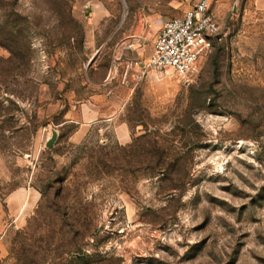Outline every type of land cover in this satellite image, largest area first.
<instances>
[{
	"label": "rangeland",
	"instance_id": "obj_1",
	"mask_svg": "<svg viewBox=\"0 0 264 264\" xmlns=\"http://www.w3.org/2000/svg\"><path fill=\"white\" fill-rule=\"evenodd\" d=\"M263 2L185 82L135 62L194 0H0V264H264Z\"/></svg>",
	"mask_w": 264,
	"mask_h": 264
},
{
	"label": "built area",
	"instance_id": "obj_2",
	"mask_svg": "<svg viewBox=\"0 0 264 264\" xmlns=\"http://www.w3.org/2000/svg\"><path fill=\"white\" fill-rule=\"evenodd\" d=\"M213 0H194L183 16L164 22L146 60L136 61L142 77L148 72L174 74L188 82L201 58L222 38Z\"/></svg>",
	"mask_w": 264,
	"mask_h": 264
},
{
	"label": "trees",
	"instance_id": "obj_3",
	"mask_svg": "<svg viewBox=\"0 0 264 264\" xmlns=\"http://www.w3.org/2000/svg\"><path fill=\"white\" fill-rule=\"evenodd\" d=\"M23 49H24V51L21 50L20 52H16L15 51L16 49H14L13 47H8V50L10 51V57L7 59V62L8 63H13V64H17V62H18L19 64H23V65L29 64L30 60L32 58L31 47L28 44ZM152 143H153L156 151L158 152V154L165 153L164 152L165 149L162 148V150H161V145H160V142L158 141V137H154L152 139ZM157 163H158L156 165L157 171L165 172V169L163 167H159L160 165L162 166V163L161 162H157ZM66 187H67V185H64V183H62V185L56 190V192L54 193V202L58 203V202H60L62 200L61 197H63L62 194H63L64 190L66 189ZM45 200H46V191L43 190L42 197H41V200H40L41 204L43 202H45ZM47 237L48 238L46 239V241L53 242V241H51V239L54 236L48 234ZM38 248H39V246L34 247L33 248L34 249L33 252L37 254L38 253Z\"/></svg>",
	"mask_w": 264,
	"mask_h": 264
},
{
	"label": "water",
	"instance_id": "obj_4",
	"mask_svg": "<svg viewBox=\"0 0 264 264\" xmlns=\"http://www.w3.org/2000/svg\"><path fill=\"white\" fill-rule=\"evenodd\" d=\"M93 60V59H92ZM58 138V131L57 129H53L51 137L48 139L46 146L47 148H52Z\"/></svg>",
	"mask_w": 264,
	"mask_h": 264
},
{
	"label": "crops",
	"instance_id": "obj_5",
	"mask_svg": "<svg viewBox=\"0 0 264 264\" xmlns=\"http://www.w3.org/2000/svg\"><path fill=\"white\" fill-rule=\"evenodd\" d=\"M261 1H263V0H261ZM263 5H261V7H263L264 8V2L262 3ZM185 14V13H184ZM183 14V15H184ZM182 15V16H183ZM171 19V18H170ZM167 21V20H166ZM164 24V22L162 23V25ZM162 27V26H161ZM160 30V29H159ZM119 134H120V136H122L123 138H125L126 137V129L124 128V127H122L121 128V130H120V132H119Z\"/></svg>",
	"mask_w": 264,
	"mask_h": 264
}]
</instances>
